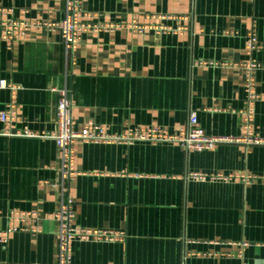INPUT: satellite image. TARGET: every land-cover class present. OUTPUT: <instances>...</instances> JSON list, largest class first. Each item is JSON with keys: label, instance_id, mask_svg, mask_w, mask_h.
Instances as JSON below:
<instances>
[{"label": "crops", "instance_id": "0c3cea01", "mask_svg": "<svg viewBox=\"0 0 264 264\" xmlns=\"http://www.w3.org/2000/svg\"><path fill=\"white\" fill-rule=\"evenodd\" d=\"M89 30L71 58L59 30L64 0H0V22H25L9 49L1 37L0 82L15 87L17 120L0 122V232L12 215L36 214L0 243V264H57L61 159L57 90H70L77 127L92 121L186 129L196 113L209 136L242 135L247 72L259 96L253 134L264 140V0H81ZM5 12L6 14L4 18ZM167 30V32H166ZM255 33L252 55L247 39ZM12 101L0 90V114ZM75 224L124 234L114 243H74L72 264H264V146L75 145ZM254 176L243 182L192 175Z\"/></svg>", "mask_w": 264, "mask_h": 264}, {"label": "built area", "instance_id": "2783aa9c", "mask_svg": "<svg viewBox=\"0 0 264 264\" xmlns=\"http://www.w3.org/2000/svg\"><path fill=\"white\" fill-rule=\"evenodd\" d=\"M66 3V14L60 24H45L50 30H59L62 35L65 52L73 58L82 35L89 30H97L84 25L81 21L82 7L81 0H64ZM5 12L4 18L6 14ZM1 37L9 49L17 38L25 36L29 25L25 22L12 20H2L0 22ZM167 32V30H166ZM260 49L255 33H251L247 39L246 50L248 55ZM256 62L244 65L247 72V81L245 84L246 100L243 113L244 123L242 125V135L240 138H223L209 136L201 128L196 113L189 116V122L186 129L177 133H170L161 128H132L126 134L116 135L109 131L105 126L97 125L89 121L80 127H77L74 117L75 104L72 100L70 90L67 88L57 90L58 105L56 113V131L47 136L55 141L60 155V165L57 168L58 182L57 187L60 190L59 207L55 218L58 223V244H57V264H72V246L74 243H114L124 240V234L119 232L97 231L83 229L75 224L74 201L71 197L72 183L77 176L74 166L75 145L79 142L85 144H125L134 145L144 143L150 145L172 144L178 145L186 152H205L212 151L220 144L243 143L248 146H264V140L255 137L252 126L255 116V104L259 99L255 89L254 80L251 72L260 68ZM11 90L12 101L6 106L5 111L0 114V122L5 125V130L10 136L34 137L29 132H16L13 134V124L17 120V103L15 87L9 86L5 81L0 82V90ZM194 180H210L217 182H243L250 184L257 180L254 176H223L201 174L192 175ZM264 181V179H263ZM36 214L16 213L12 215V222L7 230L0 232V243H7L9 236L20 231L19 223L25 222L27 218L35 219Z\"/></svg>", "mask_w": 264, "mask_h": 264}]
</instances>
